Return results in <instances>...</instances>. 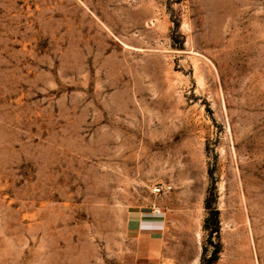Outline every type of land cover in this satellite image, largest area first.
Here are the masks:
<instances>
[{"label":"rangeland","instance_id":"rangeland-1","mask_svg":"<svg viewBox=\"0 0 264 264\" xmlns=\"http://www.w3.org/2000/svg\"><path fill=\"white\" fill-rule=\"evenodd\" d=\"M209 236L264 264V0H0V264H199Z\"/></svg>","mask_w":264,"mask_h":264},{"label":"crops","instance_id":"crops-1","mask_svg":"<svg viewBox=\"0 0 264 264\" xmlns=\"http://www.w3.org/2000/svg\"><path fill=\"white\" fill-rule=\"evenodd\" d=\"M166 232V220L151 208L130 210L126 216V234L134 244L145 245L144 250L155 253Z\"/></svg>","mask_w":264,"mask_h":264},{"label":"trees","instance_id":"trees-1","mask_svg":"<svg viewBox=\"0 0 264 264\" xmlns=\"http://www.w3.org/2000/svg\"><path fill=\"white\" fill-rule=\"evenodd\" d=\"M210 176L212 175V168L208 170ZM215 198L212 197V189L210 188L204 198V208L207 210V216L203 221V229H210V234H218V210L215 207ZM210 245H212V250L207 253V245L204 244L202 248V253L200 257L199 264H213L218 259V254L220 252L219 242L213 243L211 237L208 239Z\"/></svg>","mask_w":264,"mask_h":264},{"label":"bare ground","instance_id":"bare-ground-1","mask_svg":"<svg viewBox=\"0 0 264 264\" xmlns=\"http://www.w3.org/2000/svg\"><path fill=\"white\" fill-rule=\"evenodd\" d=\"M244 223H245V225H244L245 244L248 246V245H251L253 243V234H252V230L250 227V222L246 217L244 218Z\"/></svg>","mask_w":264,"mask_h":264},{"label":"built area","instance_id":"built-area-1","mask_svg":"<svg viewBox=\"0 0 264 264\" xmlns=\"http://www.w3.org/2000/svg\"><path fill=\"white\" fill-rule=\"evenodd\" d=\"M165 189H169V187H167L166 185H162V184H155L153 187V192L158 194V193L163 192ZM152 210L154 213H160L161 212L160 208L157 206H154Z\"/></svg>","mask_w":264,"mask_h":264}]
</instances>
